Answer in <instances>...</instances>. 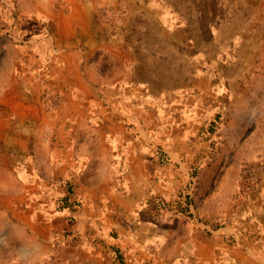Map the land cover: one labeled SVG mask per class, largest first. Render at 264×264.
Masks as SVG:
<instances>
[{
    "label": "rangeland",
    "instance_id": "374dc122",
    "mask_svg": "<svg viewBox=\"0 0 264 264\" xmlns=\"http://www.w3.org/2000/svg\"><path fill=\"white\" fill-rule=\"evenodd\" d=\"M1 201L0 264H264V0H0Z\"/></svg>",
    "mask_w": 264,
    "mask_h": 264
},
{
    "label": "crops",
    "instance_id": "0c3cea01",
    "mask_svg": "<svg viewBox=\"0 0 264 264\" xmlns=\"http://www.w3.org/2000/svg\"><path fill=\"white\" fill-rule=\"evenodd\" d=\"M32 79V78H31ZM15 94L17 96H12L10 97V99H6L4 101H2L6 106L12 108L13 110H16L17 113L23 115H28L30 113H37L38 116L40 114V108L38 107V103L35 99L36 97V93H34V89L32 90V100L34 101H24V94L27 96V92H25L24 90H21L20 88L17 87V90L15 91ZM29 95V94H28ZM20 97L22 99H20ZM3 140H5V142L9 145V146H13L15 148V150H17L19 153H26V141L24 140V138H19V137H14V136H9L6 135L5 137H3ZM15 170L10 169V171H13V175L15 176V180L16 182L21 185V187H25V188H30V187H44V186H49L51 183L44 181L42 179V176L39 177V174L35 171V169L31 166H25V170L24 168H18L15 165ZM42 175V173H41ZM53 181H56L53 179ZM24 198V197H23ZM2 200V199H1ZM24 201V199H23ZM0 207H3L6 211L9 212H13L14 209L13 207L8 204V203H3L1 201L0 203ZM15 214H19L21 217H30V213L25 212V213H21V212H13Z\"/></svg>",
    "mask_w": 264,
    "mask_h": 264
},
{
    "label": "trees",
    "instance_id": "16d2710c",
    "mask_svg": "<svg viewBox=\"0 0 264 264\" xmlns=\"http://www.w3.org/2000/svg\"><path fill=\"white\" fill-rule=\"evenodd\" d=\"M218 118V117H217ZM68 194L65 197H61L59 199V210H67L74 212L78 208V203L75 199L72 198V193L70 187H68ZM117 251V258L120 262H123L122 256L118 252L117 249H115V252Z\"/></svg>",
    "mask_w": 264,
    "mask_h": 264
}]
</instances>
